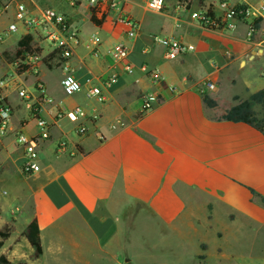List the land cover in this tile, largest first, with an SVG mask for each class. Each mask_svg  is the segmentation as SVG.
Instances as JSON below:
<instances>
[{"label":"crops","instance_id":"0c3cea01","mask_svg":"<svg viewBox=\"0 0 264 264\" xmlns=\"http://www.w3.org/2000/svg\"><path fill=\"white\" fill-rule=\"evenodd\" d=\"M74 1L79 7L80 1ZM180 1H173L174 14L168 12L166 6L157 14L163 18L157 30L164 37L175 38L195 48L176 60H168L175 61L172 68L179 72V81L173 77L166 80L157 64L147 56L148 46H156L153 43L156 35L144 31V19L137 13L136 3L124 0L125 13L140 26L137 36L130 41L118 36V25L108 17L92 21L85 7L84 17L92 24L89 38L92 34L98 38L99 57L92 56V47L85 52L79 45L67 62L69 71L82 84L85 103L66 107L51 97L54 104L43 106L38 117L49 124L50 137L39 146L38 173L25 175L21 172L22 152L15 143V135L19 132L32 137L38 134L30 108L34 102L13 103L14 92L4 91L11 108V123L8 133L0 137V166L11 184L7 191L9 199L31 205L33 214L28 223L37 218L40 241L41 222L49 207L53 214L59 210L79 218L85 226L83 252L68 235L66 239L72 242L64 248L59 245L56 252L50 248L54 252L52 256L64 255L75 262L81 255H97L94 252L97 249L109 258L111 253L103 250L100 243L104 239L129 240L138 233L148 240L159 235L164 239L168 231H189L198 240L199 263L208 261L206 252L210 248L217 264H264V204L260 199L264 198V132L245 124L216 120L238 101L264 89V58H260L264 56V13L257 18L258 29L251 40H247V21L238 22L232 30L210 31L189 20V13L198 10L209 11L214 17L221 16L219 0ZM257 1L259 5L255 0H228L231 6L246 5L253 9L264 3V0ZM5 3L6 0H0V5L5 6ZM24 3L32 14L45 8L65 14L76 27L73 16L66 13L76 5L71 7L68 0H24ZM238 27L243 29V34L237 32ZM26 35L28 32L24 31L20 39ZM20 39L14 43L8 39L0 42V78L22 76L15 77L12 66ZM113 44L124 45L129 55L137 53L145 58L134 63L128 57L133 64L132 73L124 74L120 70L118 82L106 89L100 86L99 79L112 70L113 62L106 52ZM206 58L211 59L210 65ZM256 59L254 77H241L238 70ZM142 64L159 74L161 86L153 84L149 76L140 72ZM54 66L62 72L61 82L64 72L55 50L42 59L39 68L42 82L40 69L50 70ZM88 80L91 83H87ZM205 80L215 86L205 91L216 102L215 109L206 108L202 102L200 88ZM91 85L101 87L105 103L92 105L93 99L86 98V90ZM157 93L161 95L159 103L141 114L142 97ZM234 97L238 101H234ZM23 107L34 118L32 133L27 131L32 122L22 114ZM76 107L82 109V116L65 115L55 120L59 109L69 112ZM254 111L261 117L259 106ZM65 119L71 124L70 128H66ZM79 125L87 128L83 136L75 133ZM62 139L67 141V150L58 153L56 146ZM17 161L20 162L18 167ZM15 186L18 192L20 188L25 189L23 197L16 195ZM111 225L121 227L110 232ZM207 240L214 244L209 247ZM108 261L118 264L114 258ZM70 262L67 259L62 264Z\"/></svg>","mask_w":264,"mask_h":264},{"label":"built area","instance_id":"2783aa9c","mask_svg":"<svg viewBox=\"0 0 264 264\" xmlns=\"http://www.w3.org/2000/svg\"><path fill=\"white\" fill-rule=\"evenodd\" d=\"M87 4L88 12L91 20L103 21L110 14L116 17L113 19L114 24L125 28V36L128 39H133L137 36L140 26L138 22L129 18L125 13L124 0H84ZM71 7H75L76 1L68 0ZM219 8L222 12L221 16H210L209 11L198 10L189 13V20L197 24L200 28L215 31V30H232L235 24L241 21H247L246 39L251 40L253 31V21L260 17V13L264 11V3L258 8L253 9L246 5L231 6L228 0H219ZM9 6L14 7V18L20 22L22 28L32 35L34 41L37 43L44 39L54 46V50L59 54L61 59L62 70L64 76L60 82L62 92L67 97H72L82 91V84L69 71L67 62L73 56L74 51L81 44L80 34L76 27H74L64 15L56 12L51 8L40 10L36 14H32L24 0H6L5 6L0 5V9L5 11ZM181 7H186L182 5ZM165 9V0H147L145 3V10L148 13L160 14ZM93 21V20H92ZM18 27L11 23L6 29L7 33L17 32ZM92 43L91 54L94 58L99 57L98 41L95 34L90 36ZM2 38L0 37V42ZM153 43L161 46L164 50V57L167 60H176L181 56L191 53L195 50L193 45L186 44L171 37H153ZM106 55L110 57L113 62L111 72L99 79L100 86L109 89L113 87L119 79V71L124 74L132 73V65L128 61V49L120 44L109 49ZM41 49L38 44L31 45L28 51L22 52L13 62L12 66L15 69V77L20 75L30 74L33 77L31 83L32 92H28L21 87V83L13 76H3L0 78V137L5 136L10 128L11 123V108L4 97V91L12 90L21 100L32 101L30 106L33 115L36 119L38 134L36 136H27L21 132L15 135V143L22 152L23 163L21 165V172L25 175H31L40 171L39 166V146L42 142L47 141L50 137L49 124L39 118V114L43 110L44 105H53V99L47 94L44 83L39 78V68L42 63ZM118 69V70H117ZM140 72L149 76L151 82L155 85L161 86L162 79L155 71L148 70L147 66L142 64ZM87 83H91L88 80ZM99 85H91L86 90V98L93 99L99 104L106 102V97L103 94ZM214 84L210 80H205L200 88V93H205L207 90L214 89ZM171 92L174 89L169 88ZM161 99L160 94H149L142 97L141 114L151 110L159 103ZM65 115L72 117H80L83 115L81 108L76 107L71 111L59 109L55 114V120L62 119ZM95 119V118H93ZM78 136H83L87 133V128L79 125L75 129ZM67 150V141L60 140L57 143L56 151L64 153Z\"/></svg>","mask_w":264,"mask_h":264},{"label":"rangeland","instance_id":"374dc122","mask_svg":"<svg viewBox=\"0 0 264 264\" xmlns=\"http://www.w3.org/2000/svg\"><path fill=\"white\" fill-rule=\"evenodd\" d=\"M78 1H80V6L78 7V5H76L75 8H67L68 11L66 13H69L71 16H73V21L80 34V46H82V48H84L86 52L92 47V43L89 38L92 24L88 19L84 17L85 7L87 6L86 2L84 0ZM131 1L132 3L137 4L136 11L139 16H142L144 19V31L147 34L150 33V35L153 36L156 35L158 37H164V34L157 30V27L162 23L163 18L160 15L145 12L143 10L145 0ZM173 1L174 0H167V3L165 4L168 12L173 11ZM255 2L258 3L257 0H255ZM183 14L187 16L186 12H184ZM115 17L116 16L114 14H110L108 20H113L115 19ZM11 23L15 24L18 27L17 32H6V29ZM24 31L25 30L20 25V22L16 21L14 18L13 6H9L5 11L0 9V37L2 38V40L8 39L9 42L14 43L17 39H20ZM116 32L118 36L123 38L124 40H132L125 37L124 27L118 25L116 28ZM237 32L243 34V29L241 27H238ZM36 44L37 41L35 45ZM38 45L41 49V57H45L49 52L54 50V46L44 39H41V41L38 42ZM116 46L117 45L113 44L112 46H109V48L112 49ZM148 48H150V50L147 53V56L150 57V61L152 63L157 64V69L160 73H162L163 77L166 80L170 77H173L174 79L179 81V72L172 68V62L175 61L170 62L164 57V53H162L163 48L158 45L152 47L148 46ZM128 57L130 61H134V63L140 61L142 58H145L144 55H140L137 53H133ZM260 58H264V56ZM205 60H207L206 63L209 65L212 62L210 58H206ZM257 64L258 60L256 59L253 63L249 64L253 65L252 68H250L251 66L249 65H247L246 67H241L238 70V74L241 77H254V70L256 69L255 67L257 66ZM61 73V70L57 66H54L50 70L45 68L40 69V77H42L45 89L50 97L66 107L72 106L74 103H85L86 100L84 99L81 92L72 97H67L62 93L60 87ZM170 73H172L173 75H171ZM32 81L33 77L30 74H24L23 76L17 78V82H20L21 87L26 89L28 92H32ZM25 101L26 100H21L20 98H18L16 93L12 94L11 102L22 103ZM91 104L97 105L98 103H95V101L92 100ZM22 114L28 121H30V123L32 122L29 125L27 131L30 133L34 132V118L32 117L31 113H29V111L27 110H24L23 107ZM64 122L65 124L67 123L66 128H70L71 124L69 123L68 119H65ZM51 146L52 144L47 146L46 150L48 151ZM10 150L11 148H9V151ZM17 155L18 153H15V156ZM1 164L2 161L0 156V165ZM16 165L18 167L20 165V162L17 161ZM9 183L10 181L6 176V171H4V168L0 166V229L7 226L11 230L9 238L4 242L2 248L0 249V256H4L8 260L9 264H62V261H66L67 259L72 261L69 264H115L113 261H108V259L113 258L118 261V264H217L213 261V258L211 256L213 252L210 248L206 252L208 261L206 263H199V261H197V255L201 253L199 245L197 243L198 240L195 239L193 233L189 231H184V233H175L173 231H168L166 232L164 239L162 238L163 236L159 235L153 240H148L146 239V236L144 234L139 233L137 235H132V239L129 240L119 239L117 241H109L104 239L100 243L103 245V250L111 253L112 256H110L109 258L108 256H102L103 254L100 253V251H98L97 249H95L94 251L97 255H81L80 257L76 258L77 261L75 262H73V258L64 255L52 256L51 254H54V252H56L55 249H57L59 245L64 248V246H66L68 242H72L70 239H66L68 235L73 237V239L75 240L74 242L79 245V251L83 252L85 226L81 223V220H79V218L69 216L60 212L59 210H57L58 213L55 212L53 214L50 207L46 211H44L45 214L43 216V222H41L40 228V231L42 232L41 245L44 253L39 258L34 259L32 257L33 249L29 246L22 235L24 228L28 223V220L33 214L30 210L31 205L25 203L24 201L20 202L21 205L19 201L12 202L9 199L7 192L11 188V184ZM14 190L16 195L23 197L22 195H24L25 189L22 190V188H20L21 192H18L17 186H15ZM119 227H121V225H111L110 232H112L113 229H118ZM126 227L129 228L128 225H126ZM117 236L123 238V236H120L119 233H117ZM207 241L209 247L210 245L214 244L211 240ZM50 248H52L54 252H51V250H49ZM120 259L121 261L119 262Z\"/></svg>","mask_w":264,"mask_h":264},{"label":"trees","instance_id":"16d2710c","mask_svg":"<svg viewBox=\"0 0 264 264\" xmlns=\"http://www.w3.org/2000/svg\"><path fill=\"white\" fill-rule=\"evenodd\" d=\"M181 0L180 2H182ZM211 16V14H210ZM95 21L94 19H92ZM96 22V21H95ZM258 29V19L253 21V31ZM254 35V34H253ZM34 38L32 35H26L22 37L17 45L19 47L16 56L18 57L22 52L28 51L33 43ZM23 50V51H22ZM201 99L204 106L208 109H215L217 104L214 100L210 99L205 93L201 94ZM234 101H238L237 97L233 98ZM259 106L261 109V117H257L254 108ZM217 121H225L231 123H241L245 124L256 131L263 133L264 132V89L258 90L252 93L247 99L243 101H238L231 108L226 110L221 114ZM250 192L257 197H260L256 192L250 190ZM262 203L264 204V198L260 197ZM10 228L5 226L0 229V249L2 248L4 242L10 236ZM23 237L33 249L32 257L34 259L39 258L42 255V246L39 236V225L37 218L34 217L28 225L25 227ZM0 264H9L8 260L4 256H0Z\"/></svg>","mask_w":264,"mask_h":264}]
</instances>
